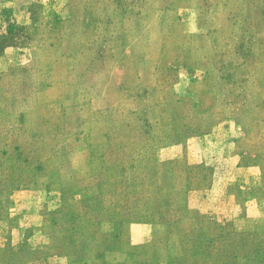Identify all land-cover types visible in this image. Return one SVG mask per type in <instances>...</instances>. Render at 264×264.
Here are the masks:
<instances>
[{
  "label": "rangeland",
  "instance_id": "1",
  "mask_svg": "<svg viewBox=\"0 0 264 264\" xmlns=\"http://www.w3.org/2000/svg\"><path fill=\"white\" fill-rule=\"evenodd\" d=\"M30 212L0 263L264 264V0H0V221Z\"/></svg>",
  "mask_w": 264,
  "mask_h": 264
},
{
  "label": "crops",
  "instance_id": "2",
  "mask_svg": "<svg viewBox=\"0 0 264 264\" xmlns=\"http://www.w3.org/2000/svg\"><path fill=\"white\" fill-rule=\"evenodd\" d=\"M31 193H33V190H27V189H19L13 192L12 199L15 203L14 206H12V211L15 214L20 212L19 206H22V198L30 196ZM12 213V214H13ZM38 225V220L35 219L34 212H30L28 214H24L22 219L19 221L17 225H14L11 229H8L6 226L5 221H0V248L4 245V242L7 238H10L11 241L14 244V247L19 248L20 245L23 242H30L31 238H25V230L27 228H32ZM8 233V237L6 234ZM0 264H8V263H0Z\"/></svg>",
  "mask_w": 264,
  "mask_h": 264
},
{
  "label": "trees",
  "instance_id": "3",
  "mask_svg": "<svg viewBox=\"0 0 264 264\" xmlns=\"http://www.w3.org/2000/svg\"><path fill=\"white\" fill-rule=\"evenodd\" d=\"M16 147L19 148L18 146H16ZM15 156H17V159L16 160L18 162H20V161H26L27 160V158H24V157L21 156V152H18L17 155H15ZM10 174H12V176H10V177H7L6 176V178H4V182H3V185H2V191L5 190V192L7 193V195L11 197L12 194H13V192L15 190H18L19 189V186L21 185L20 183L23 181V178H22V176H18L19 174H15V173H10ZM224 237H225V235H223V234H220L219 235V238H224ZM242 240L243 241H242L241 244L242 245L245 244V246H247V244L245 243L246 242V239L245 238H242ZM256 248H257V245H256ZM256 252H257L256 255H258L259 251L257 250Z\"/></svg>",
  "mask_w": 264,
  "mask_h": 264
}]
</instances>
